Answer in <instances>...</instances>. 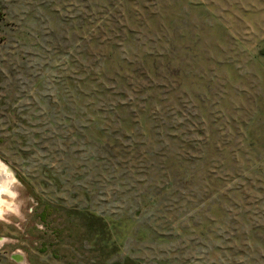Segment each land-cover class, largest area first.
I'll return each mask as SVG.
<instances>
[{"label":"rangeland","instance_id":"obj_1","mask_svg":"<svg viewBox=\"0 0 264 264\" xmlns=\"http://www.w3.org/2000/svg\"><path fill=\"white\" fill-rule=\"evenodd\" d=\"M0 160V264H264V0H0Z\"/></svg>","mask_w":264,"mask_h":264},{"label":"bare ground","instance_id":"obj_2","mask_svg":"<svg viewBox=\"0 0 264 264\" xmlns=\"http://www.w3.org/2000/svg\"><path fill=\"white\" fill-rule=\"evenodd\" d=\"M20 209L18 180L9 166L0 160V220L6 219L8 214L19 213Z\"/></svg>","mask_w":264,"mask_h":264},{"label":"flooded vegetation","instance_id":"obj_3","mask_svg":"<svg viewBox=\"0 0 264 264\" xmlns=\"http://www.w3.org/2000/svg\"><path fill=\"white\" fill-rule=\"evenodd\" d=\"M17 201H18V200H17ZM8 215H11V214H8ZM8 215H7V216H8ZM7 216H6V217H7Z\"/></svg>","mask_w":264,"mask_h":264}]
</instances>
